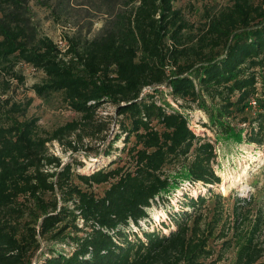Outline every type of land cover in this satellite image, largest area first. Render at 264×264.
<instances>
[{
  "label": "trees",
  "instance_id": "obj_1",
  "mask_svg": "<svg viewBox=\"0 0 264 264\" xmlns=\"http://www.w3.org/2000/svg\"><path fill=\"white\" fill-rule=\"evenodd\" d=\"M100 1L113 16L110 27L82 39L64 35L59 48L22 16L26 0H0V64L42 71L32 91L58 94L80 115L42 132L35 117L0 120V264H215L231 246L227 264H264V214L255 210L251 218L252 194L246 201L235 196L233 233L224 239L222 197L210 188L219 182L214 144L179 110H202L214 141H244L264 153V0H233L189 47L174 0ZM161 85L177 108L165 98L155 102ZM103 102L120 117L123 157L83 173L47 153L46 143L69 133L80 139ZM180 181L207 192L184 195L167 232L129 238V224L147 217L151 202ZM101 184L99 193L92 190ZM212 236L220 249L205 262Z\"/></svg>",
  "mask_w": 264,
  "mask_h": 264
},
{
  "label": "rangeland",
  "instance_id": "obj_2",
  "mask_svg": "<svg viewBox=\"0 0 264 264\" xmlns=\"http://www.w3.org/2000/svg\"><path fill=\"white\" fill-rule=\"evenodd\" d=\"M100 0H26L25 10L22 16L35 28L38 34L46 35L52 39L59 48L65 44L64 35H76L87 38L95 36L110 27L112 14L105 11V6ZM233 0H174L173 8L179 13L184 24L181 31V39L186 47L193 45L194 39L204 29L207 19L220 9L231 5ZM117 5L114 6V8ZM121 8V6L119 7ZM166 72L168 71L165 69ZM20 78H16L12 73ZM43 78L42 71L33 68L23 62H16L10 66L8 63L0 64V120L4 115H11L18 119L36 118L37 128L40 132L49 131L64 124L71 119H78L79 114L69 110L58 94L45 97L37 96L31 89V84L39 82ZM161 91L153 98L160 103L165 98L170 106L177 108V101L169 94L164 85L158 86ZM191 108L179 107L187 117L190 128L198 135H205L214 144L215 160L213 170L219 177V182L211 185L213 192L222 197L223 222L219 231L225 234L224 239L233 233V220L231 207L234 197H242L248 200L251 207V218L255 210L264 214V153L252 143L244 141L234 142L231 139H218L203 122H207L205 113L191 104ZM114 114V105L103 102L96 108L94 116L87 125L83 126L81 138L75 133H69L61 138L60 142L46 143L48 154L57 157L61 164L70 162L75 171L88 173L95 165H105L109 159L121 155L122 132ZM74 148H69L68 145ZM108 150V151H107ZM107 151V154H105ZM105 184L92 186V190L99 193ZM200 183L180 181L178 186L169 194L157 197L146 208L147 217L140 219L137 225L129 224L126 233L129 238L137 235L142 238V230L158 229L167 232L173 228V222L169 213L178 212L182 206L184 195L195 197L197 194H205L207 187ZM239 205L247 207L239 201ZM208 207L212 201L206 202ZM185 209H187L185 207ZM204 211V210H202ZM210 213V212H209ZM210 214H207V221ZM218 226L214 233H217ZM215 235V234H213ZM208 246L212 254L204 261L214 259L220 247V239L212 236L208 239ZM53 247L59 248V245ZM66 248V246H65ZM235 248L231 246L224 249L221 258L215 264H227L233 261ZM264 263V255L259 258Z\"/></svg>",
  "mask_w": 264,
  "mask_h": 264
}]
</instances>
